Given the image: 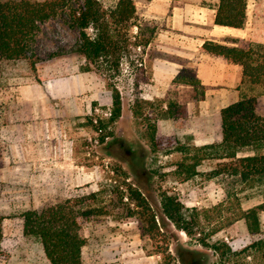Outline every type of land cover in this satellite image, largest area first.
Segmentation results:
<instances>
[{
    "label": "rangeland",
    "instance_id": "obj_1",
    "mask_svg": "<svg viewBox=\"0 0 264 264\" xmlns=\"http://www.w3.org/2000/svg\"><path fill=\"white\" fill-rule=\"evenodd\" d=\"M66 1L55 16L39 25L27 58L0 60V125L4 127V132L0 129V140L5 143L13 132L10 128L16 116L12 112L19 89L33 84L46 97L45 107H39L43 113L40 120L52 132L50 139L63 144L53 161L38 163L34 177L24 169L0 181V215L4 217L0 264H47L40 244L22 235L20 215L95 192H99L95 206L105 207L106 214L93 218L83 229V264H218V256L200 245L198 235L187 237L171 225L150 232L146 222H140L134 214L141 212L126 194L122 200L116 195V189L126 193L127 183L145 195L159 227V195L166 193L202 212V235H209L205 239L208 245L223 242L238 252L264 239L247 235L242 222L235 221L239 208L245 210L264 202V194L245 198L251 191L241 189L233 178L223 173L208 178L206 174L218 169L221 161L201 162L196 168L198 174L189 180H184V173L176 168L182 157L177 147L189 143L182 133L190 123L188 112L172 121L163 111L170 101L186 106L192 88L153 79L152 62L171 60L156 50L166 48V38L155 39L156 32L168 29L167 15L150 16L146 13L149 0H134L137 16L156 26L152 46L145 49L141 65L134 56L130 58L133 65L123 61L117 73L94 68L85 71L84 59L75 51L77 32L70 25L71 11L79 7L81 0ZM99 1L109 7L117 0ZM201 1L207 5L215 2ZM256 2L247 0L242 29L249 33L245 39L264 41V6L258 9ZM132 31L135 33V29ZM230 39L235 38L225 37L228 43ZM179 77H191V70H182ZM109 85L116 87L121 97V114L115 122L109 121ZM252 92L257 95L256 110L264 115V87ZM134 111L140 116L135 118ZM147 123L155 126V137L161 142L158 149L146 139ZM231 193L240 199L238 206ZM259 219L264 229V212ZM227 264H264V249L249 248Z\"/></svg>",
    "mask_w": 264,
    "mask_h": 264
},
{
    "label": "trees",
    "instance_id": "obj_2",
    "mask_svg": "<svg viewBox=\"0 0 264 264\" xmlns=\"http://www.w3.org/2000/svg\"><path fill=\"white\" fill-rule=\"evenodd\" d=\"M247 0H217L214 24L217 26L242 29L246 21ZM67 4L66 0H7L0 1V60L17 61L27 58L30 45L39 25L56 15L58 8ZM70 25L77 32L75 51L84 59V70L119 72L123 61L133 65L131 57L141 65L142 55L150 44L156 26L136 14L134 0H117L113 6L103 7L99 0H81L79 7L70 14ZM132 29H135L133 33ZM232 45L205 41L201 51L238 66L240 71V98L220 110L221 140L202 146L179 145L181 160L177 170L184 173V180L198 174L196 168L205 160L221 161L218 169L206 174L208 178L225 174L241 189L251 193L245 198L264 194V117L255 111L256 87H264V41L252 39H230ZM136 51H139L137 53ZM174 79L172 83H176ZM192 87L193 99L203 97L197 80L185 78L180 81ZM111 93L110 122H115L121 114V97L118 89L109 85ZM185 112V105L170 101L163 114L173 121L179 120ZM135 118L139 113L134 111ZM101 123V122H100ZM146 139L154 149L161 147L155 137V126L147 123ZM126 193L116 189L122 200L128 201L140 210L137 218L145 221L149 231L158 232L173 226L187 237L200 236V245L210 248L218 256V264H227L241 252L249 248L264 249V239L250 244L241 251H232L225 243L208 245L202 235V212L183 205L176 196L161 193L158 207L160 227L156 215L145 195L127 183ZM99 192L60 200L52 205L24 211L22 235L35 239L41 246L47 264H83L82 248L86 243L83 236L85 225L97 216L106 214L105 207L95 206ZM239 205L238 198L231 193ZM216 207L215 209H217ZM264 212V202L241 210L235 221H241L249 236H264L259 214ZM3 221L0 215V254L2 253ZM212 231L211 234H214ZM180 264H185L179 261Z\"/></svg>",
    "mask_w": 264,
    "mask_h": 264
},
{
    "label": "crops",
    "instance_id": "obj_3",
    "mask_svg": "<svg viewBox=\"0 0 264 264\" xmlns=\"http://www.w3.org/2000/svg\"><path fill=\"white\" fill-rule=\"evenodd\" d=\"M216 4L217 0L211 5L204 4L201 0H149L146 5V13L150 16L167 15L168 25V29L156 32L155 39L166 38V48L158 47L156 50L163 52L171 60L158 59L152 62L153 79L156 82L191 87L180 83L186 77H179L180 72L188 68L191 70V77L187 78L197 80L202 88L201 99L195 100L191 95V99L186 102L188 108L185 110L188 112L190 122L182 132L189 141L186 145L202 146L220 142V110L240 98L238 66L201 51V45L205 41L232 45L226 42L225 37L233 36L240 39L247 37V29L214 24ZM255 5L261 9L264 0H257ZM149 45L150 49L152 45ZM174 79H177L176 83H172ZM15 100L17 104L12 114L16 116V121H12L10 128L15 134L10 132L5 143L0 140V146H4V151L3 146L0 150V181L3 178L7 180L10 174L19 175L18 170L24 169L34 177L38 163L53 161V156L59 154L63 146L61 140L50 139L52 132L50 134L44 122L40 120L43 113L41 114L39 107L41 105L45 107L46 103V97L40 90L33 84L25 85L19 89ZM72 106L76 108V102ZM255 111L264 117L256 108ZM0 129L4 132L2 125Z\"/></svg>",
    "mask_w": 264,
    "mask_h": 264
}]
</instances>
